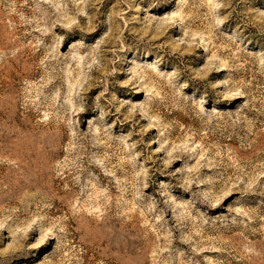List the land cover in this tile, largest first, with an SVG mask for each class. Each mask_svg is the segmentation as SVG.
<instances>
[{
    "label": "rangeland",
    "instance_id": "obj_1",
    "mask_svg": "<svg viewBox=\"0 0 264 264\" xmlns=\"http://www.w3.org/2000/svg\"><path fill=\"white\" fill-rule=\"evenodd\" d=\"M0 264H264V0H0Z\"/></svg>",
    "mask_w": 264,
    "mask_h": 264
}]
</instances>
